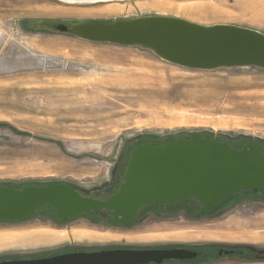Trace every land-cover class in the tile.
I'll use <instances>...</instances> for the list:
<instances>
[{"label":"rangeland","instance_id":"1","mask_svg":"<svg viewBox=\"0 0 264 264\" xmlns=\"http://www.w3.org/2000/svg\"><path fill=\"white\" fill-rule=\"evenodd\" d=\"M259 1L264 4L0 0V184L21 188L66 182L89 193L110 179L116 162L136 139L150 138L147 134L164 139L210 132L219 140L225 136L264 144V68L185 67L149 49L84 40L56 28L167 16L264 33V17L253 14ZM253 197H235L226 208L202 216L179 207L151 210L115 226L81 218L62 223L46 207L21 221H0V260L67 248L192 251L186 247L218 245L264 250V203L257 194ZM84 232L112 237L91 239ZM195 257L161 264H264L236 255L215 253L206 263Z\"/></svg>","mask_w":264,"mask_h":264},{"label":"water","instance_id":"2","mask_svg":"<svg viewBox=\"0 0 264 264\" xmlns=\"http://www.w3.org/2000/svg\"><path fill=\"white\" fill-rule=\"evenodd\" d=\"M56 28L84 40L149 49L162 60L185 67L264 68V33L241 26H204L175 17L148 16ZM146 136L150 137L149 143L138 145L129 153L123 182L106 200L81 196L66 182L21 188L0 184V221H21L46 207L59 220L76 219L104 208L113 216L109 225H125L140 207L152 203L196 199L201 204L197 212L200 215L239 191L264 190V153L255 142L234 149L224 141L225 136L219 140L210 132H196L176 140L167 136L163 144L153 145L157 136ZM195 255L185 249L113 247L4 259L0 264H161L164 260L190 259Z\"/></svg>","mask_w":264,"mask_h":264},{"label":"flooded vegetation","instance_id":"3","mask_svg":"<svg viewBox=\"0 0 264 264\" xmlns=\"http://www.w3.org/2000/svg\"><path fill=\"white\" fill-rule=\"evenodd\" d=\"M189 137V136H188ZM181 138H187V137H179V138H172V140H176V139H181ZM150 138H142V139H136L134 144L131 147V150L128 152V154L123 157H121L117 162H116V167L113 169L112 173H111V177L110 179L101 187L95 188L92 191H90L89 193H87V191H83V190H79L78 188L74 187L75 190H77L79 192V194L81 196L84 197H91L94 199H99V200H106L107 198H109L110 196H112L113 194H115L120 186V184L123 182V176L125 173V169H126V164L128 162L129 159V153L136 148L138 145L141 144H145V143H149ZM157 142H155L153 145H161L164 143V139H156ZM159 141V143H158ZM224 141H226L229 145H231L232 148L234 149H240L243 145H246L249 142H253L251 140H244V139H240V141L236 142V141H229L227 139H225ZM257 145L261 146V152L264 153V144L259 143L257 141H255ZM245 192H253L250 196H247L244 194ZM257 192V193H256ZM240 193V194H239ZM255 193V194H254ZM257 194V201L263 202L264 203V190H258V189H247V190H242L239 191L237 193H235L234 195H232L231 197L227 198L226 200H224L221 204H219L215 209L211 210L214 211L220 207L226 208L227 206H229V202L232 201L233 198L235 197H243L241 198L242 200H250L253 199V196H256ZM245 195V196H243ZM260 198V199H259ZM239 200V201H242ZM201 204L196 200V199H191V200H186V201H182V202H176L173 204H162V203H152L150 205H146V206H142L138 209L137 214L135 215V217L132 219L131 222H133L135 219H141V217L146 216L149 213H152L151 210H154L155 212H160V210H163L164 208L167 207H179L178 209H183L185 210L186 208H189L191 210H195L196 212L199 210ZM51 213L49 214V216L55 220L61 221L62 223L67 220H59L56 216L54 211L49 208ZM45 210V208L43 209V211ZM157 210V211H156ZM210 211V212H211ZM203 214H200L199 216H202ZM112 214L108 213L106 209H102L100 211H94L92 214H86L84 216H78V218L81 219H85V220H89L92 223L95 224H101V223H107L109 224V219L112 218ZM69 220H71L69 218ZM131 222L127 223L130 224ZM116 225H123V224H116ZM126 225V224H125ZM146 248V247H145ZM169 248V247H167ZM187 249H190L194 252H196V257L194 259H201V261L203 263H206L209 261V259H207V257H212L215 253L219 255H236L238 257L241 258H248V259H258V260H264V250H255L254 248H244V247H238V248H229V247H223V246H218V245H200V246H195V247H186ZM81 250H85V251H91V250H97V249H79V248H67L65 250L56 252V253H52V254H45L42 256H37V257H45V256H52V255H57V254H61V253H68V252H73V251H81ZM249 251L252 254L247 255L246 253H249ZM36 258V257H35ZM213 258V257H212ZM254 260V259H253ZM213 261V260H211ZM166 263V262H165ZM164 263V264H165ZM149 264H154V263H149Z\"/></svg>","mask_w":264,"mask_h":264},{"label":"bare ground","instance_id":"4","mask_svg":"<svg viewBox=\"0 0 264 264\" xmlns=\"http://www.w3.org/2000/svg\"><path fill=\"white\" fill-rule=\"evenodd\" d=\"M64 1H67V2H87V1H100V0H64ZM253 9L255 10V12L253 13L254 16H260V18L264 17V4L261 3V1L257 2ZM83 236L84 237L85 236L89 237L91 239H94V238L106 239V238H111L112 237V236H110L108 234L106 236V235H100V234H96V233H91V234L85 233ZM182 254L184 255V254H188V253L183 252Z\"/></svg>","mask_w":264,"mask_h":264},{"label":"trees","instance_id":"5","mask_svg":"<svg viewBox=\"0 0 264 264\" xmlns=\"http://www.w3.org/2000/svg\"><path fill=\"white\" fill-rule=\"evenodd\" d=\"M170 208H171V207H170ZM186 209H189V208H186ZM27 218H28V217H27ZM27 218H26V219H27Z\"/></svg>","mask_w":264,"mask_h":264}]
</instances>
